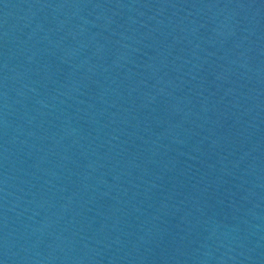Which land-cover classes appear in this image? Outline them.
Returning <instances> with one entry per match:
<instances>
[{
  "label": "water",
  "instance_id": "1",
  "mask_svg": "<svg viewBox=\"0 0 264 264\" xmlns=\"http://www.w3.org/2000/svg\"><path fill=\"white\" fill-rule=\"evenodd\" d=\"M3 264H264V0H0Z\"/></svg>",
  "mask_w": 264,
  "mask_h": 264
},
{
  "label": "snow or ice",
  "instance_id": "2",
  "mask_svg": "<svg viewBox=\"0 0 264 264\" xmlns=\"http://www.w3.org/2000/svg\"><path fill=\"white\" fill-rule=\"evenodd\" d=\"M0 264H3V262H2V261H0Z\"/></svg>",
  "mask_w": 264,
  "mask_h": 264
}]
</instances>
